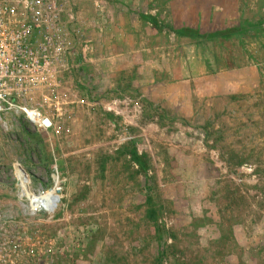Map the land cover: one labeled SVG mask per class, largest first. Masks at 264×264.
Instances as JSON below:
<instances>
[{
	"label": "rangeland",
	"instance_id": "obj_1",
	"mask_svg": "<svg viewBox=\"0 0 264 264\" xmlns=\"http://www.w3.org/2000/svg\"><path fill=\"white\" fill-rule=\"evenodd\" d=\"M58 6L62 108L0 127V264H264V0ZM15 163L57 169L53 213H22Z\"/></svg>",
	"mask_w": 264,
	"mask_h": 264
},
{
	"label": "built area",
	"instance_id": "obj_2",
	"mask_svg": "<svg viewBox=\"0 0 264 264\" xmlns=\"http://www.w3.org/2000/svg\"><path fill=\"white\" fill-rule=\"evenodd\" d=\"M58 0H0V127L23 117L48 131L46 106L60 111L58 75L70 59ZM60 113V112H58ZM10 173L23 214L53 213L60 202L59 174L53 169L50 187L34 188L27 168L15 163Z\"/></svg>",
	"mask_w": 264,
	"mask_h": 264
},
{
	"label": "trees",
	"instance_id": "obj_3",
	"mask_svg": "<svg viewBox=\"0 0 264 264\" xmlns=\"http://www.w3.org/2000/svg\"><path fill=\"white\" fill-rule=\"evenodd\" d=\"M185 31H188V28L184 27V33ZM219 30H217L216 32H211V33H218ZM222 33V32H221ZM122 148H124L126 151L128 150L129 156L131 157V159L137 161L138 165H140V167L142 166V161H141V155L138 153V151L136 150V148L132 147V148H128L125 145L121 146ZM144 171V170H143ZM149 210L155 214V208L153 206H148ZM163 256H168L167 254V248L162 247L159 250V257H163Z\"/></svg>",
	"mask_w": 264,
	"mask_h": 264
},
{
	"label": "crops",
	"instance_id": "obj_4",
	"mask_svg": "<svg viewBox=\"0 0 264 264\" xmlns=\"http://www.w3.org/2000/svg\"><path fill=\"white\" fill-rule=\"evenodd\" d=\"M58 1H60V0H58ZM59 7V6H58ZM60 8V7H59ZM61 9V8H60ZM66 10L67 9H61V12H60V14L62 15V18H64V16H66L67 15V12H66ZM69 13V12H68ZM66 19H67V16H66ZM64 20V19H63Z\"/></svg>",
	"mask_w": 264,
	"mask_h": 264
}]
</instances>
